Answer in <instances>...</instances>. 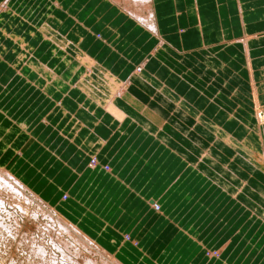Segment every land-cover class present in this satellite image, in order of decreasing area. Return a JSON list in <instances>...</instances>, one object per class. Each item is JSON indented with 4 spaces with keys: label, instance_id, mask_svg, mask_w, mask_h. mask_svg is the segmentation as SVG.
I'll use <instances>...</instances> for the list:
<instances>
[{
    "label": "crops",
    "instance_id": "0c3cea01",
    "mask_svg": "<svg viewBox=\"0 0 264 264\" xmlns=\"http://www.w3.org/2000/svg\"><path fill=\"white\" fill-rule=\"evenodd\" d=\"M154 8L8 0L0 162L138 264H264V0Z\"/></svg>",
    "mask_w": 264,
    "mask_h": 264
},
{
    "label": "rangeland",
    "instance_id": "374dc122",
    "mask_svg": "<svg viewBox=\"0 0 264 264\" xmlns=\"http://www.w3.org/2000/svg\"><path fill=\"white\" fill-rule=\"evenodd\" d=\"M106 167V169L108 170L109 166ZM0 182V227H2L0 228V230H2L0 231V247H2V249L0 248V264H73L75 262V264H86L85 261L87 259L91 260L94 263L97 261L99 262V264H101V262L103 263V261H101V258L98 257V254L95 255L92 253V251L90 252V249L81 244L78 241V238L75 239L74 236L71 235L68 231L66 232L65 230H63L56 220L57 218H53V216L50 217L51 215L48 211L52 210L49 209L52 207H50L48 203L43 201H40L42 202V204L37 203L38 200L30 189L22 192L21 190L15 189L10 185H3L5 184L4 180H0ZM35 194L37 195V193ZM67 197L68 196L64 195V199H66ZM34 199H36V201H34ZM52 203L53 202H51V204ZM46 208H48V210H46ZM58 212H60L63 216L69 217L59 207ZM75 223H78V221H75ZM3 225H5L6 229ZM80 227L81 229L86 231L81 225ZM86 233L92 236L95 240L97 239L90 232L86 231ZM126 236L128 237V235ZM126 236L125 238L128 239ZM7 237L9 242L7 240ZM10 239L12 242L10 241ZM97 241L102 244L103 247L105 246L108 252H112L113 254H115L116 257H118V259L122 261V263L132 264L133 262V264H138L139 259L135 261L133 259L134 257L132 259L122 257L120 255L121 252H115L114 250H111V248L108 247L104 242L101 243L99 239H97ZM5 246L7 247V249H5ZM76 248L79 249L77 250ZM39 253L42 254L40 255ZM62 254L67 258L65 259ZM94 257L96 258L95 261ZM31 259L34 262H32ZM71 259L73 260V262L71 261ZM51 261H53L54 263ZM103 264L107 263L104 262Z\"/></svg>",
    "mask_w": 264,
    "mask_h": 264
},
{
    "label": "bare ground",
    "instance_id": "6f19581e",
    "mask_svg": "<svg viewBox=\"0 0 264 264\" xmlns=\"http://www.w3.org/2000/svg\"><path fill=\"white\" fill-rule=\"evenodd\" d=\"M114 3L116 5H119L122 10H126L127 13H129V15L131 16V18L135 19L138 23H142L144 26H146L147 28L149 27L150 29L154 30V31H158V27L157 26V22H156V14H155V8H154V4H155V0H113ZM8 3V0H4L2 4H0V6L2 7V9L0 8V12H2V10H4L3 8H5V6L7 5ZM154 3V4H153ZM241 9V8H240ZM245 10V9H244ZM79 27V26H78ZM77 27V28H78ZM83 29V28H82ZM46 32V31H45ZM45 34V33H44ZM47 34V33H46ZM49 36V38H52L51 41H54L56 44H61L63 41H60V38L58 37V35L53 34L50 35V34H47ZM46 36V35H45ZM246 38V37H245ZM244 39V38H243ZM244 41V40H243ZM47 46V45H46ZM60 48V47H59ZM63 48V47H62ZM48 49V48H47ZM85 55V54H84ZM78 56V55H77ZM31 61V60H30ZM85 62V61H84ZM86 62H89V63H86L87 65V68L88 70L86 71V74H91L92 73V65L94 66V64H96L97 61L95 60H91V59H86ZM30 64H32L34 66L35 64V68L38 69V68H44L42 62H40L39 60H35L34 61L32 60L30 62ZM144 66L143 65H140L138 66V68H136V71H135V74L136 75H139L140 76V72L142 73V70L141 68ZM49 70V68H48ZM49 71H52V70H49ZM53 72V71H52ZM85 74V73H84ZM108 74V73H107ZM101 76H103V74H100ZM105 75V74H104ZM134 76V74H132ZM108 77H111L110 75ZM107 77V78H108ZM136 77V76H135ZM134 77V78H135ZM117 81V80H115ZM130 80H128V83H129ZM108 83H110V81H108ZM112 86V84H110ZM114 88V86L112 87ZM111 88V89H112ZM125 89H126V84L125 82H122L121 83V88L118 90V92L115 94V96H120L122 95L124 92H125ZM116 92V91H115ZM113 96V98L115 97ZM113 98L111 99H108V104L106 105V107L108 108V110L115 114L119 119L122 118V116L124 115L122 112H118V110H116V106L112 105V100ZM255 110L257 111V120H258V124H260L261 126H264V119H263V122L261 120V117L259 115V110H257V107L255 108ZM77 123V122H76ZM80 131V130H79ZM75 134V133H74ZM77 137V136H76ZM76 139V138H75ZM97 154V153H96ZM96 154H92L91 157H92V165L96 164L98 162V159L96 157ZM97 165V164H96ZM8 174V175H7ZM11 177V178H10ZM0 180H4L5 181V184L3 185H10L12 186L13 188L15 189H19L21 190L22 192L27 190V189H30L31 192L34 193V196L37 198L38 202L37 203H40L42 204V202L40 201H43V202H46L50 205V207L52 208H49V209H52V210H49V214L51 215L50 217L53 216V218H57L56 220L58 221V223L60 224V226L62 227L63 230H65L66 232L68 231L71 235L74 236V238H78V241L85 245L86 248L90 249V252L92 251L93 254H98V257L101 258V261H103V263H107V264H124L122 263V261L120 259H118V257H116L115 254H113L112 252H108L106 249V247L104 248L102 244H100L97 239L95 240L92 236H90L88 233H86V231H84L83 229H81V227L79 226L78 223H75V221H73L71 218L69 217H66V216H63L60 212H58V208L57 206L47 200H43L42 196L40 194H37L39 196H37L35 193H36V190H34V188H31L29 185H26V183L24 182V180H22L21 178L18 177L17 174L13 173L12 171H10L9 167H7V165L5 164H2L0 162ZM1 183V182H0ZM6 187V186H4ZM11 187V188H12ZM20 192V191H19ZM26 193V192H25ZM237 193V192H236ZM24 194V193H23ZM34 201H36V199H34ZM22 205V204H21ZM158 204H155L154 206L155 207H159V205L157 206ZM25 207V206H24ZM48 207V206H47ZM45 210V209H44ZM46 210H48V208H46ZM56 213V214H54ZM264 214V213H263ZM52 218V219H53ZM3 222V221H2ZM4 224V223H3ZM5 227V225H3ZM2 228V227H0ZM6 229V227H5ZM9 230V229H8ZM2 231V230H0ZM4 231V230H3ZM68 233V234H69ZM3 237V236H2ZM4 238V237H3ZM1 239V238H0ZM7 240H8V237H7ZM11 241V239H10ZM9 242V240H8ZM12 242V241H11ZM68 242V241H67ZM77 242V241H76ZM66 243V242H65ZM12 244V243H11ZM2 245V244H1ZM7 246V245H6ZM5 246V247H6ZM84 247V246H83ZM2 249V247H0ZM4 249V248H3ZM7 249V247L5 248ZM77 249V248H76ZM79 249V248H78ZM77 249V250H78ZM9 250V249H8ZM81 250V249H80ZM79 250V251H80ZM8 252V251H7ZM39 252V251H38ZM12 253V252H11ZM43 253V251H42ZM42 253H39L40 255ZM217 253V252H216ZM1 254V253H0ZM9 254V253H8ZM6 255V254H5ZM39 255V256H40ZM63 255V254H62ZM2 256H3V253H2ZM1 256V257H2ZM35 256V255H34ZM64 256V255H63ZM11 257V256H10ZM41 257V256H40ZM65 257V256H64ZM42 258V257H41ZM67 257H65L66 259ZM71 258V257H70ZM95 258V257H94ZM30 259V258H29ZM1 260V259H0ZM32 260V259H31ZM47 260V259H46ZM70 260V259H69ZM96 260V258L94 259V261ZM98 260V259H97ZM3 261V260H2ZM27 261H28V258H27ZM64 261V260H63ZM68 261V260H66ZM71 261L73 262V260L71 259ZM100 261V262H101ZM32 262H34L32 260ZM44 262V260H43ZM49 262V261H48ZM53 262V261H51ZM56 262V261H55ZM75 262V261H74ZM86 264H99V262H92L91 260L87 259L86 261ZM1 263V261H0ZM10 263V262H9ZM47 263V261H46ZM54 263V262H53ZM65 263V262H64ZM76 263V262H75ZM73 263V264H75ZM101 262V264H103ZM15 264V263H14ZM44 264V263H43ZM49 264V263H48ZM51 264V263H50ZM56 264V263H54ZM71 264V263H70Z\"/></svg>",
    "mask_w": 264,
    "mask_h": 264
}]
</instances>
